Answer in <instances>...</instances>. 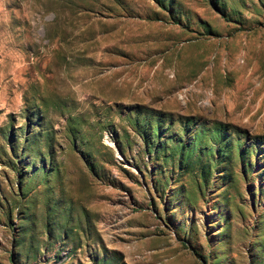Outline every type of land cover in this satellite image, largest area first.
Instances as JSON below:
<instances>
[{"label": "rangeland", "instance_id": "374dc122", "mask_svg": "<svg viewBox=\"0 0 264 264\" xmlns=\"http://www.w3.org/2000/svg\"><path fill=\"white\" fill-rule=\"evenodd\" d=\"M0 264H264V0H0Z\"/></svg>", "mask_w": 264, "mask_h": 264}, {"label": "trees", "instance_id": "16d2710c", "mask_svg": "<svg viewBox=\"0 0 264 264\" xmlns=\"http://www.w3.org/2000/svg\"><path fill=\"white\" fill-rule=\"evenodd\" d=\"M157 133H158L157 130H155V128H152L151 130H148V132L146 133V137H147V138L149 139V141H150V140L153 139V137H154L155 134H157ZM214 133H215L216 135H218V136H221L222 138L224 137V135H223V131H222V129H220V128H216V129L214 130ZM192 139H193L194 141H196V140H197V141L200 140V139H201V133L198 132V131H196V132L192 135ZM191 143H192L193 147L196 146V143H195V142H192V141H191ZM191 143L189 144V146L191 145ZM91 164H92V163H90L89 165H90L92 171H94V170H95V167L92 166Z\"/></svg>", "mask_w": 264, "mask_h": 264}]
</instances>
